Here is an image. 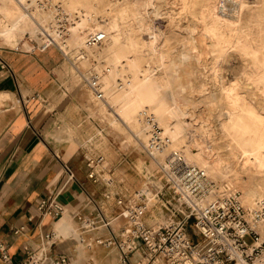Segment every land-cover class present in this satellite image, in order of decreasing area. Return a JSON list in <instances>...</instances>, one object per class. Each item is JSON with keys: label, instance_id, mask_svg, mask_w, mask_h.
<instances>
[{"label": "rangeland", "instance_id": "rangeland-1", "mask_svg": "<svg viewBox=\"0 0 264 264\" xmlns=\"http://www.w3.org/2000/svg\"><path fill=\"white\" fill-rule=\"evenodd\" d=\"M42 1L48 3L51 7H45L44 3H41ZM130 1L133 0H128V2L127 0H83V2L78 3V6H72L70 0H18L19 3L21 2L22 10L29 16L28 23L18 30L5 33L3 32L4 29L12 25V20L6 18L0 11V45L16 51H39V49H45L46 47L42 48L46 40L43 35L46 36V32H49L47 28L54 22L52 10L56 6V8L59 7L61 9L60 14H57L58 11H56V19L60 21L61 28L66 30L72 22L71 19L76 18V16H78V19L75 20V24H77L76 22L81 17V9L86 6L87 2L96 4L101 11L108 9L109 5L112 6V15L116 10L119 11L124 7H130ZM161 1H165V3H155L160 8L153 7L151 9V7L148 11L147 22L149 29L141 31L139 36L135 35L134 38L150 42L151 38H155L154 35L156 33H161L157 39V44H163V48L167 52V58L164 60L172 63L169 67L170 69L167 70V73H169L167 75L176 81H172L174 92L176 96L178 95L179 103H182L180 104L182 108L178 111L175 118L172 119V122L180 128L184 138L192 140V136H194V138L202 143L213 144L215 146V153L223 159L227 158L226 161H230L229 164L234 166V169L231 171L229 177L224 178L223 182L225 184L231 188H233L232 185L234 184L239 186L245 184L244 174L238 169V165L233 160V155L237 154L236 143L228 133L221 130L219 122L224 112V105L220 101V98H218L219 91L217 89L222 84L225 86L231 83L242 85L240 90L243 91L249 102L257 110L264 111L262 98L259 94L255 93L258 92L257 89L248 86L255 85L248 78L249 73L252 71L250 66L247 65L248 56L242 55L236 50H230L231 52L228 51L220 59L223 63L219 60L220 62L218 61L214 70L213 65H211V59H209L208 54H205L206 50L203 42L199 40L197 34L191 33L194 31V27L188 16L180 14V9L176 8L178 5L173 4L174 0ZM245 2L249 5L241 11L242 17L240 16L238 28L241 33L243 32L242 34L248 41V44L258 50L259 55H262L264 54V14L258 11L257 0H245ZM220 5L224 6L222 0ZM226 5L225 12L228 14L234 13V17L237 16V12L239 13L237 3L233 5L228 3ZM37 9H42L46 13L47 22H41L34 17V10ZM169 11L171 19L174 21L176 18L175 29L169 27L171 22L168 16L170 14ZM177 12H179V16L176 15ZM93 14L98 16L100 13L93 12ZM65 35L67 36L68 34L65 33ZM128 35L129 32L124 33L122 42L128 40ZM199 42L203 46L201 45L198 52L196 43ZM102 44L93 49H85L83 45L81 48L83 53H85L83 59L77 57L79 48H76L75 38L72 35H70L66 47H63L61 44H50L49 46L58 48L62 54L61 62L54 69L55 73L52 74V78L55 80L53 85H57L60 99L71 101L75 107L74 109L79 112L81 109L84 110L85 115L82 118V127L86 132L84 140L86 142L91 138L88 140L90 142H87L91 150L105 155L107 160V172H105V176L108 180L118 185V181L123 179V187L129 191L147 189L154 194L157 190H162V195H160V198H157L159 202L154 207L155 216L147 217V221L151 224L158 222L167 224L182 219L188 213V208L184 204H179L167 189L163 188V181L159 173L158 161H163L170 152H167L166 156H161L154 147L148 144L146 135L151 133V125L139 116L140 110L143 111V108L139 110V113L135 117L136 119H131L127 112L121 111L123 107L122 102L117 99L121 88L115 79L117 78L118 82L121 81L123 79L122 74L127 75V72L123 71L124 73H121L119 71L120 73L118 72L114 79H108V70L112 68L111 64L116 56L114 53L103 48L104 45L106 46V42ZM144 53L145 59H143V63H140V67H150L153 72L160 74L162 70L157 65L156 55L150 54V50H146ZM202 55L206 56L203 57ZM152 65H154V68ZM217 72L220 73V76ZM90 73H98L99 75L100 85L104 92V99L101 101L95 100L88 89L87 76ZM189 81H193L192 84L194 85ZM3 94L4 96L0 99V111L6 102L14 104L18 100L16 97H12L10 92H4ZM147 110L150 111L148 107ZM148 111V114L154 115L152 111ZM186 120L189 122H186ZM158 126L160 127L159 131H162L163 127L160 124ZM187 126L198 127V130L194 131L193 135H191L187 133ZM70 130V135L76 137L79 135L77 128ZM181 144L184 143L181 142ZM115 167L116 169L113 170ZM221 176V173H217L215 178L222 181L223 178L221 179ZM211 179L219 183V180L217 181L212 177ZM144 183H147L146 186H143ZM237 190H239L242 196L243 191ZM162 203L166 205L163 209H159ZM247 205L245 206L252 207V205ZM255 205H259L257 199ZM174 207H180L177 215L174 213ZM194 219L195 216L192 215L186 222L187 231L190 235L193 234L192 223ZM120 223L121 220L117 219L116 224ZM262 235L264 236V233Z\"/></svg>", "mask_w": 264, "mask_h": 264}, {"label": "bare ground", "instance_id": "bare-ground-1", "mask_svg": "<svg viewBox=\"0 0 264 264\" xmlns=\"http://www.w3.org/2000/svg\"><path fill=\"white\" fill-rule=\"evenodd\" d=\"M222 1L224 4V6L222 5L223 7L220 5L221 0H174L173 4L178 5L176 8L180 9L179 12L181 15L188 16V19L191 20L193 24L191 25L194 27V31L191 33L197 34L199 40L203 42L206 50L205 54H208L209 59H211L213 69L218 61L223 58L224 54L230 50H236L240 54L248 56L247 65H249L252 70L248 78L255 84L248 86L257 89L258 92L255 93L261 96L264 109V54L259 55L258 50L248 44V41L242 34L243 32L241 33L238 28L241 11L249 4L246 3L245 0ZM81 2H83V0H70L72 6H78V3ZM159 2L162 1L133 0L130 1V7H124L119 11L116 10L112 15V6L109 5L108 9H103V11H101L96 4L87 2L86 6L81 9V17L76 22L77 24H75V20L78 19V16L71 19L72 22L66 30L61 28L59 24L60 21L56 19V11H58V8L55 7V9L52 10L54 22L47 28L49 32H46V36L51 35L56 41L55 44H61L63 47H66L67 41L70 35H72L75 38L76 48H79L78 51L80 52L82 51L81 48L84 45L88 32L94 30L105 31L108 38L105 41L106 46L104 45L103 48L114 53L116 56L111 64L112 68L108 70V79H114L119 71H121V73L123 71L127 72V75L122 74L123 79H120L121 81L118 82V79H115L121 88L117 96V99L122 102L123 107L121 111L127 112L131 119H136L135 117L139 113V110L143 108V111L140 110L139 115L142 120L152 125L149 119H147L149 116L163 127L155 143L150 142L149 137H151V133L146 135L148 144L154 147L159 155L166 156L174 149L181 150L188 162L202 167L212 178L216 179V174L221 173V179L223 178L222 181L219 179L216 180H219L220 184H224V178L229 177L231 171L234 169V166L229 164L230 161H226L227 158L223 159L218 156L215 153V146L213 144L202 143L194 138V136H192V140L184 138L180 128L172 122V119L175 118L178 111L182 108L180 106L182 103H179L177 98L178 95L176 96L174 92V84L172 83L174 79L172 80V78L167 75L169 74L167 70L170 69L169 67L172 63L164 60L167 58V52L163 48V44H157V39L161 33H156L154 35L155 38H151L150 42L134 38L135 35L139 36L141 31L149 29V24L147 22V16H149L148 11L151 7V9H153V7L158 8L159 6L155 3ZM163 2L165 3V1ZM227 2L232 5L237 3L239 7V13L237 12L236 14L237 16L234 17V13L228 14L225 12V5L228 4ZM256 4L258 11L264 14V0H257ZM21 7V2L19 3L18 0H0V11L6 18L12 20V25L5 28L3 32L10 33L13 30L22 28L28 23L29 16ZM93 12L100 14L95 16ZM179 12H177L176 15L179 16ZM33 15L41 22H47L46 20L48 18H46V13H44L42 9L34 10ZM169 15H171V13L168 14V16ZM169 18L171 19V16H169ZM175 19L174 21L171 19L169 27H175L177 23ZM126 32H129V38L126 42H122V36ZM65 33L68 35L66 36ZM201 42L196 43L198 52L202 45ZM146 50H150V54L156 55L157 65L160 67V70H162L160 74L153 72L150 67H140V63H143V59H145L144 52ZM206 55L202 56L204 57ZM154 65H152L153 68ZM95 74L98 75V73ZM218 74L220 76V73ZM189 82H191V84L193 83V81ZM240 88H242V85L240 86L236 83H231L227 86L222 84L218 87V98H220V101L224 105V112L219 123L221 130L228 133L236 143L237 154L233 155V160L234 163L238 165V169L244 174L243 178L245 184L240 186L234 184L232 185L233 188L243 191L241 197L244 204L246 203L245 205L249 204L253 206L257 199L259 205L264 206V188H262L264 187V111L261 112L257 110L254 105L249 102ZM3 93L0 92V99L4 96ZM145 107L146 109L148 107L154 115L148 114V110L146 111ZM183 118L186 119L184 116ZM186 122L189 121L186 120ZM187 128V133L191 135H193L194 131L198 130V127L187 126ZM102 137L104 138V136ZM181 142L184 144H181ZM146 184L147 183H144L143 186H146Z\"/></svg>", "mask_w": 264, "mask_h": 264}, {"label": "crops", "instance_id": "crops-1", "mask_svg": "<svg viewBox=\"0 0 264 264\" xmlns=\"http://www.w3.org/2000/svg\"><path fill=\"white\" fill-rule=\"evenodd\" d=\"M61 59L60 50L53 46L16 51L0 45V92H10L18 99L14 104L6 102L0 111V244H5L16 261L25 246L46 245L45 233L55 231L60 238L50 253L67 255L68 264H118L121 253L117 247L94 241L97 236H110V231L86 232L82 227L81 220L94 213L93 199L101 198L102 186L85 172V112L60 99L53 85L52 74ZM76 128L79 135H70V129ZM64 163L77 177L65 186ZM56 190L65 205V213L57 220L38 209L40 200ZM124 220L112 221L115 231ZM19 226L24 230L14 234ZM142 253V247L135 251L130 264H138Z\"/></svg>", "mask_w": 264, "mask_h": 264}, {"label": "built area", "instance_id": "built-area-1", "mask_svg": "<svg viewBox=\"0 0 264 264\" xmlns=\"http://www.w3.org/2000/svg\"><path fill=\"white\" fill-rule=\"evenodd\" d=\"M41 3L51 7L45 1ZM60 11L58 7V14ZM43 37L46 40L42 48L56 43L51 35ZM107 38L103 30L91 31L85 38L84 48L98 47ZM80 52L77 57L83 59L84 53ZM87 83L95 100L104 99L97 74H88ZM147 119L152 123L150 142L155 143L161 130L155 120L149 116ZM88 140L83 141L85 172L91 181L102 186V193L101 198L93 199V215L83 218L81 223L86 232L110 231V236H97L94 241L107 247H117L121 253L118 264H130V256L141 247L143 256L138 264H264V206L246 207L239 190L211 179L203 168L188 162L181 150L174 149L163 161H158L159 173L163 188L179 204H184L188 213L182 219L167 224H151L147 217L155 216L154 207L162 190L154 194L147 189L129 191L123 187V179L118 181V185L108 180L105 176L106 157L91 150ZM63 170V186L77 180L76 172L68 163L63 164ZM58 192L56 190L43 197L38 204L41 214H48L56 220L65 213V205L58 199ZM165 205L160 204L159 209ZM179 208L174 207L175 215ZM192 215L195 216L192 223L194 235H190L186 227L187 219ZM116 218L125 220L115 231L112 221ZM23 230L24 226H19L13 232L18 234ZM44 238L46 245L36 249L25 246L16 261L1 243L3 264H68L67 255L50 253L52 245L60 238L59 234L49 231Z\"/></svg>", "mask_w": 264, "mask_h": 264}]
</instances>
